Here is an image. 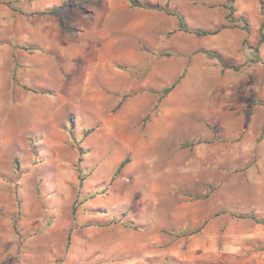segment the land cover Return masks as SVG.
<instances>
[{
  "label": "rangeland",
  "instance_id": "obj_1",
  "mask_svg": "<svg viewBox=\"0 0 264 264\" xmlns=\"http://www.w3.org/2000/svg\"><path fill=\"white\" fill-rule=\"evenodd\" d=\"M0 264H264V0H0Z\"/></svg>",
  "mask_w": 264,
  "mask_h": 264
},
{
  "label": "trees",
  "instance_id": "obj_2",
  "mask_svg": "<svg viewBox=\"0 0 264 264\" xmlns=\"http://www.w3.org/2000/svg\"><path fill=\"white\" fill-rule=\"evenodd\" d=\"M133 1V0H132ZM180 19V27L182 30H185V31H188V29L186 28L184 22H183V19L182 17H178ZM218 31V29L212 31V32H206V31H200L199 29H196L194 31H192L193 33H195L196 35H203V34H207V33H211V34H214ZM260 42L263 41V38L261 37V39L259 40ZM175 84H172L171 86L167 87L164 89V93L163 94H166V93H169L173 87H174ZM127 162V159L123 160L117 167L116 171H115V174L118 173L126 164ZM238 217H246V215H237Z\"/></svg>",
  "mask_w": 264,
  "mask_h": 264
},
{
  "label": "crops",
  "instance_id": "obj_3",
  "mask_svg": "<svg viewBox=\"0 0 264 264\" xmlns=\"http://www.w3.org/2000/svg\"><path fill=\"white\" fill-rule=\"evenodd\" d=\"M181 65H183V61L181 62Z\"/></svg>",
  "mask_w": 264,
  "mask_h": 264
}]
</instances>
